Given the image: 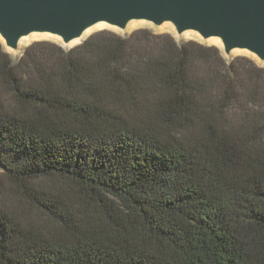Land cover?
Instances as JSON below:
<instances>
[{
  "label": "trees",
  "instance_id": "obj_1",
  "mask_svg": "<svg viewBox=\"0 0 264 264\" xmlns=\"http://www.w3.org/2000/svg\"><path fill=\"white\" fill-rule=\"evenodd\" d=\"M0 264H264V66L139 29L0 41Z\"/></svg>",
  "mask_w": 264,
  "mask_h": 264
},
{
  "label": "water",
  "instance_id": "obj_2",
  "mask_svg": "<svg viewBox=\"0 0 264 264\" xmlns=\"http://www.w3.org/2000/svg\"><path fill=\"white\" fill-rule=\"evenodd\" d=\"M135 22L169 24L178 36L219 40L227 59L245 51L264 63V0H0V41L8 52L34 34L72 49L99 24L127 32Z\"/></svg>",
  "mask_w": 264,
  "mask_h": 264
},
{
  "label": "rangeland",
  "instance_id": "obj_3",
  "mask_svg": "<svg viewBox=\"0 0 264 264\" xmlns=\"http://www.w3.org/2000/svg\"><path fill=\"white\" fill-rule=\"evenodd\" d=\"M146 28L147 29H152L154 32L159 33V34L169 33V34L173 35L178 42L196 41V42L202 43V44L207 45V46H216L223 53V47H222V44H221V42L219 40L211 39V40L205 41L199 35H197L195 33H186L183 36H178L176 31H175V29L173 28V26H171L169 24L164 25L162 27H155L152 24H149V23H146V22H135V23H132L130 25V27L128 28L127 32H121V31H119L117 29H114V28H111V27H109L107 25H103L101 28L96 29L94 32L96 33V32L101 31V30H112V31H115V32L120 33L122 35H125V34H130V33L134 32L136 30L146 29ZM39 41H51V42H56V43L62 44L61 40L59 38L54 37V36L34 34V35H32L31 37L28 38L27 44L21 46L18 52H11L10 51L9 53L16 60V59H18V58L23 56V54H24V52H25L27 47H29L34 42H39ZM77 45L78 44H74L72 47H75ZM223 55L226 57V55L224 53H223ZM241 56L250 57V58H253V59L257 60L253 55H251L250 53L245 52V51H235V52H233L231 57L228 58V59H234L236 57H241ZM257 62L260 65L264 66V63H261L258 60H257ZM1 172H2V169L0 167V173Z\"/></svg>",
  "mask_w": 264,
  "mask_h": 264
},
{
  "label": "bare ground",
  "instance_id": "obj_4",
  "mask_svg": "<svg viewBox=\"0 0 264 264\" xmlns=\"http://www.w3.org/2000/svg\"><path fill=\"white\" fill-rule=\"evenodd\" d=\"M102 26H103V24H99V25L95 26L94 28H92L91 30H89V34L92 33V32H94L96 29L101 28ZM132 28H133V27H132ZM132 28H131V29H132ZM27 40H28V38L23 39V40L21 41V46L27 44ZM78 43H79V41H76V42L73 43V45H74V44H78Z\"/></svg>",
  "mask_w": 264,
  "mask_h": 264
}]
</instances>
